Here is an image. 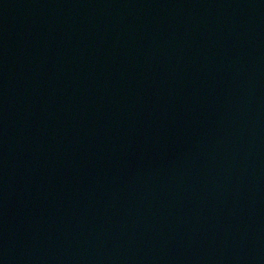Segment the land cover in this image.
<instances>
[{
	"label": "water",
	"instance_id": "water-1",
	"mask_svg": "<svg viewBox=\"0 0 264 264\" xmlns=\"http://www.w3.org/2000/svg\"><path fill=\"white\" fill-rule=\"evenodd\" d=\"M0 264H264V0H0Z\"/></svg>",
	"mask_w": 264,
	"mask_h": 264
}]
</instances>
